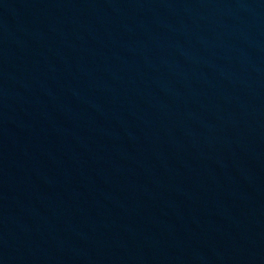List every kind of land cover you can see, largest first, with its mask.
<instances>
[{"label":"water","instance_id":"obj_1","mask_svg":"<svg viewBox=\"0 0 264 264\" xmlns=\"http://www.w3.org/2000/svg\"><path fill=\"white\" fill-rule=\"evenodd\" d=\"M0 264H264V0H0Z\"/></svg>","mask_w":264,"mask_h":264}]
</instances>
